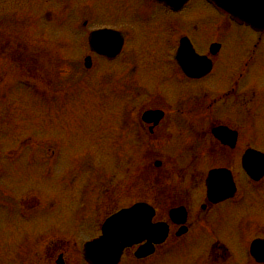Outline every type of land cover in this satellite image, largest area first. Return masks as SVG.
<instances>
[{
  "label": "flooded vegetation",
  "instance_id": "af4514ba",
  "mask_svg": "<svg viewBox=\"0 0 264 264\" xmlns=\"http://www.w3.org/2000/svg\"><path fill=\"white\" fill-rule=\"evenodd\" d=\"M174 2L111 0L114 9L103 11L106 0H0V44L10 51L0 54V88L14 83V44L40 47L23 56L43 62L39 81H18L30 88L32 81L38 83L41 92L49 88L47 45L64 46V58L79 52L68 72L76 94L80 85L86 90L100 87L91 82L98 61L119 60L122 69L117 77L104 74L111 82L117 80L112 89L118 94L112 97L119 100V117L112 130L118 134L122 181L89 187L94 213L77 216L76 227L85 229L92 222L90 231L44 236L36 264H89L86 241L100 235L105 220L135 204L151 210L139 214V220L150 218L147 233L154 239L125 246L116 264H264V148L255 140L264 132V83L250 75L264 55V31L237 24L205 0ZM197 6L200 17L191 27L193 18L183 20L185 12L193 15ZM234 27L252 37L228 44L226 32ZM99 29L111 32L103 40L106 51L119 45L114 56L99 55L91 47L95 39L89 36ZM179 46L187 73L175 58ZM226 52L232 67L220 71L231 75L218 92L215 79ZM87 55L89 68H84ZM139 55L146 67L157 65L154 73L145 70L146 81L153 83L148 93L135 84ZM39 172L46 178L47 167L40 166ZM35 199L40 201L31 197L21 208Z\"/></svg>",
  "mask_w": 264,
  "mask_h": 264
},
{
  "label": "rangeland",
  "instance_id": "374dc122",
  "mask_svg": "<svg viewBox=\"0 0 264 264\" xmlns=\"http://www.w3.org/2000/svg\"><path fill=\"white\" fill-rule=\"evenodd\" d=\"M106 2L107 5L102 4L103 11L114 9L111 0ZM199 5L204 8L203 4ZM207 11L212 13L208 7ZM188 16L193 18L189 22L191 26L200 17V8L197 6L193 15L185 12L183 20ZM225 37L231 45L252 36L247 30L234 27L226 32ZM63 48L59 45L46 46L45 76L53 91L46 89L43 95H39L22 86L18 78L39 81L43 62H39L38 58L36 61L26 60L23 56L39 52L40 47L12 45V49H15L12 53L15 56L14 83L0 88V264H36L41 251L39 243L44 240H38L40 236H81L82 230L88 233L92 222L85 229L76 227L77 216L83 213L91 216L94 213L93 196L87 189L94 184L97 187L103 182L116 184L122 181L118 173V134L112 130L119 117V100L112 97V94H118L117 90L112 89L117 80L111 82L122 70L121 62L104 64L98 61L91 82L100 87L90 90L83 87L76 94L75 89H71L75 79L68 72L73 70L70 65L79 52L75 51L73 56L70 55L72 57L63 59V52L67 54ZM76 48L85 50V47ZM263 51L261 48L260 52ZM5 53L10 51L0 44V54ZM226 55L227 52L222 57L224 65L218 68V78L215 79L218 92L228 84L231 75L228 72L232 65L230 57L228 59ZM137 63L139 72L135 76V84H142L147 93L153 91V83L146 81L145 70L154 73L157 65L146 67L141 55ZM221 69L228 72L223 74ZM58 72L63 73L61 78ZM106 72H110L112 78L106 79ZM250 75L264 83V55L256 61ZM58 78L62 83L60 81V85L56 86ZM96 88L98 90H94ZM44 128L47 136L42 139L41 130ZM261 136L255 140L259 147L264 148V132ZM45 149L47 170L50 157H55L49 150L57 149L58 156L51 163L52 169L46 178H42L39 175L42 166L39 158L44 156ZM33 196L40 199V204L34 205L33 202L37 204V200H30V212L24 211L21 203ZM86 238L75 239L81 242Z\"/></svg>",
  "mask_w": 264,
  "mask_h": 264
},
{
  "label": "water",
  "instance_id": "95a60500",
  "mask_svg": "<svg viewBox=\"0 0 264 264\" xmlns=\"http://www.w3.org/2000/svg\"><path fill=\"white\" fill-rule=\"evenodd\" d=\"M225 8L231 17L245 21L255 29L264 28V0H212ZM249 153H258L250 151ZM146 207L136 205L124 210L103 226L102 236L86 246L87 259L92 264H112L119 257L124 245L138 242L144 238L151 239L148 219L139 220V214L147 213ZM134 219L137 225L134 226Z\"/></svg>",
  "mask_w": 264,
  "mask_h": 264
}]
</instances>
